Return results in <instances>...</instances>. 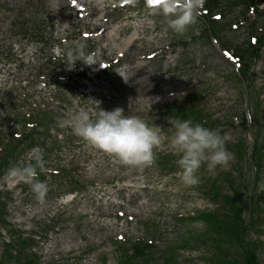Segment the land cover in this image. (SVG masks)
<instances>
[{
  "label": "rangeland",
  "instance_id": "1",
  "mask_svg": "<svg viewBox=\"0 0 264 264\" xmlns=\"http://www.w3.org/2000/svg\"><path fill=\"white\" fill-rule=\"evenodd\" d=\"M84 1L83 5L92 14L86 17V22L93 26L94 18L98 17L96 23L104 27L101 36L86 41L87 51L95 52L106 43L113 46L128 40V32L109 40L107 34L120 26L136 28L139 43H133L132 47L142 48L141 53H136L124 46L126 65L138 59L142 60L143 68L127 69L129 77L125 80H118L112 72L110 86L103 84L96 91L97 96L88 94L85 88L67 87L61 82L67 70L63 62L53 57L54 42L44 44L42 58L32 59L27 43L20 39L28 35L35 42L44 36L56 39L67 34L71 40H82V35L91 31L90 26L84 25L83 13L78 12L82 9H74L68 0H0V65L2 69L14 66L20 70L19 74L17 69L14 71L12 84L20 77L25 80L29 73L31 86L27 97L14 95L16 90L11 87L0 95L1 143L19 141L23 122L28 119L30 124L32 116L49 117L48 137L41 138L42 129L34 123L27 125L26 131L34 134L35 142L17 161L19 165L35 163L29 161L31 151L39 149L43 153L45 166L43 170L37 169L38 179L48 186L43 201L37 200L27 184L12 183L6 175L0 180V202L5 206L0 220V263L18 264L9 256H14L22 240L28 241L26 256L30 255L38 264H117V243L121 238L131 243L154 241L158 251H162L188 232L203 231L200 223L186 224L176 217L212 211L214 205L206 197L211 184L216 181L224 193L229 192L221 175L233 172L238 166L243 176L235 172L233 175L245 180L243 214L247 220H252L254 215V210L247 208L248 191L256 194L254 204L258 210L253 219L254 230L258 232L250 233V239L261 242V252L257 255L259 264H264V160L261 169L248 164L240 166L238 147H235L240 141L250 152L253 143L258 142L260 149L264 145V49L253 64L249 88L240 83V69L228 58L233 50L244 47L253 24L258 23V33L264 31V20H258L252 12L244 17V8H232L225 18L218 19L219 33L214 36L217 42H213L201 34L211 25L200 12L196 23L185 34L177 35L168 28L169 18L160 9L141 10L139 16L137 11L129 9H108L113 7L110 3L118 0ZM126 3L125 0L120 5ZM104 12L108 14L104 18L108 23L100 20L99 15ZM219 47H224L227 55ZM67 48L61 49V54ZM13 54L16 57L9 60ZM52 85L54 88L49 87ZM43 88L47 91L40 92ZM99 93L106 96L102 98ZM195 93L205 95L202 105L204 113L210 114L209 123L215 126L214 122L218 123L221 135L226 132L230 137L226 147L232 156L228 165L218 168L214 175L202 166L198 173L200 183L196 186H186L177 176L178 157L167 142L156 151L153 165L127 167L57 123L69 108L87 106L93 100L99 101L103 110L123 108L125 115L138 116L171 136L172 122L177 119L175 112H170L171 107L176 102L183 104ZM76 96L80 97L79 104L74 105ZM192 118L198 122L196 117ZM161 154L175 159L176 168L169 170V163H161L166 161ZM256 172L259 180L252 183ZM85 183L87 189H82ZM179 257L180 264H196L206 258L201 248L196 247L180 251ZM150 264H161L158 256Z\"/></svg>",
  "mask_w": 264,
  "mask_h": 264
},
{
  "label": "clouds",
  "instance_id": "2",
  "mask_svg": "<svg viewBox=\"0 0 264 264\" xmlns=\"http://www.w3.org/2000/svg\"><path fill=\"white\" fill-rule=\"evenodd\" d=\"M127 2L135 5L136 0ZM147 2L149 5L158 6L162 14L169 18L167 26L173 33L183 35L196 23L206 0ZM87 48L86 41L74 40L63 54L57 50V55L68 71L75 70L77 62L88 67H101L100 49L89 52ZM126 70L127 65L114 69L122 78ZM5 78L6 76L0 75V80ZM79 99L80 97L76 96L73 104H79ZM57 123L60 128L71 129L73 135L127 167L144 168L153 165L156 151L167 142L169 149L178 157L177 176L186 186H196L200 183L198 173L202 166H206L207 171L214 175L218 168L226 167L232 159L226 147L230 141L227 134L221 135L218 130L194 123L191 119L174 120V132L168 136L159 126H149L138 116L125 115L123 108L103 110L99 101L91 100L90 105L69 108ZM33 160L35 163L11 166L6 176L12 183L29 185L37 200L42 202L48 186L38 179L37 169L43 170L45 166L43 153L39 149H33L29 154V161Z\"/></svg>",
  "mask_w": 264,
  "mask_h": 264
},
{
  "label": "trees",
  "instance_id": "3",
  "mask_svg": "<svg viewBox=\"0 0 264 264\" xmlns=\"http://www.w3.org/2000/svg\"><path fill=\"white\" fill-rule=\"evenodd\" d=\"M220 1H224L223 13H226L230 8L240 5L244 0H206V7L209 12L220 11L222 8ZM249 5H253V0H248ZM264 1V0H259ZM221 12V11H220ZM246 56L252 58L256 55L255 49L247 50ZM247 58V59H248ZM247 67V65H245ZM18 145L8 147L6 150V155L1 159L0 163V175L1 171L13 155L17 152ZM167 162V161H166ZM168 163V162H167ZM172 168H175V164L172 163ZM224 181L227 183L228 187L231 189V193L226 195H221V188L218 187V182L214 181L210 187V195L213 201L220 199L221 204L217 211L213 214L203 213L197 214L196 217H200L199 221L208 227L206 233H199L193 235L184 242H180L182 245L180 247L189 246H202L205 248H210L211 256L205 259L202 264H257L254 244L247 242L245 236L247 234V227L240 219V214L242 212V203L240 200L241 191L240 188H234L233 181L229 176H226ZM4 207L0 203V220L3 217ZM220 212V213H219ZM195 217L190 216L186 220H195ZM126 243H123L119 247L120 260L119 264H138L141 262L144 253L150 249L148 252H152V247L146 244H135L131 250H127ZM26 243L21 242L19 245V250L15 251V257L9 256L6 252V256L9 258L16 259L18 263L21 262L23 254L25 253ZM167 259L165 264H173L177 262L174 258V252L170 249H166ZM234 255H232V254ZM235 260L232 261V259ZM0 264H3L2 262ZM22 264H37L36 260L32 258H24ZM146 264V263H145Z\"/></svg>",
  "mask_w": 264,
  "mask_h": 264
},
{
  "label": "bare ground",
  "instance_id": "4",
  "mask_svg": "<svg viewBox=\"0 0 264 264\" xmlns=\"http://www.w3.org/2000/svg\"><path fill=\"white\" fill-rule=\"evenodd\" d=\"M135 36H136V34L133 33L127 41H122V43H120L118 47H120V49H121V48H123L125 45H128V46H129L130 43H131L133 40L136 39Z\"/></svg>",
  "mask_w": 264,
  "mask_h": 264
}]
</instances>
